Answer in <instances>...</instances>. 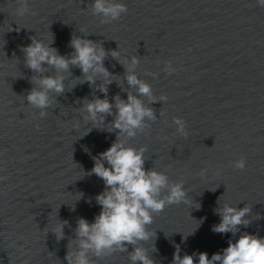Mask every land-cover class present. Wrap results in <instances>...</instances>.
I'll list each match as a JSON object with an SVG mask.
<instances>
[{"label": "water", "instance_id": "95a60500", "mask_svg": "<svg viewBox=\"0 0 264 264\" xmlns=\"http://www.w3.org/2000/svg\"><path fill=\"white\" fill-rule=\"evenodd\" d=\"M92 2L28 0L30 12L19 16L16 0H0V264H67L78 220L93 222L101 211L95 197L104 182L87 175L93 157L118 134L108 131L114 115L99 126L85 118L83 101L104 98L98 88L105 78L81 83L78 67L63 73L62 94H49L46 116L27 104L32 77L56 74L47 65L44 73L25 66L21 49L32 37L64 56L74 51L73 35L101 44L109 52L110 102L136 94L123 61L139 57L134 71L151 84L156 100L140 98L157 119L126 142L146 146L145 168L182 180L188 193L187 204L166 207L148 226L156 236L141 245L155 264H172L176 245L181 256L206 252L211 258L245 232L264 237V7L257 0H118L127 12L102 23ZM166 62L174 72L166 71ZM174 117L185 121L186 137L176 133ZM240 158L243 170L233 166ZM225 203L251 209L250 223L235 236L212 231L220 222L216 209ZM60 223L64 236L57 240L52 229ZM132 250L89 255L93 264H131Z\"/></svg>", "mask_w": 264, "mask_h": 264}, {"label": "clouds", "instance_id": "9594fccd", "mask_svg": "<svg viewBox=\"0 0 264 264\" xmlns=\"http://www.w3.org/2000/svg\"><path fill=\"white\" fill-rule=\"evenodd\" d=\"M257 4L264 7V0H257ZM16 5L17 15L23 16L30 12L28 0H16ZM91 10L94 15L102 17V23H109L119 20L128 9L126 4L118 0H93ZM80 31L83 32L84 29ZM70 46L74 51L64 56L51 47L50 42L46 43L43 39L32 37L31 43L21 49L25 54V66L34 73H44L48 68L56 73L32 77L34 87L26 96L27 104L39 109L40 117L46 116V109L52 105L49 94H62L65 91L63 73L68 72L70 66L78 67L83 77L81 83L95 85L97 76L105 78L104 83L98 88L104 94V98L94 96L91 100L84 99L82 111L87 113L85 118L99 126L104 123L106 116L114 115L108 131L116 130L118 134L108 149L93 157L94 166L87 173L95 174L104 182V190L95 197L101 211L93 222L84 218L78 220L75 229L77 247L73 250L70 242L65 260L67 264H93L92 256L100 258L115 251L125 252L128 251V245H131L133 246V250L129 252L131 264H155L147 249L141 245V242L156 236V233L148 230V226L153 223L154 214H160L166 207L187 204L188 193L182 180L171 182L164 172L155 168H145L146 146L137 148L126 142L125 138H134L138 132H144L149 127L146 122L157 119L156 111L145 106L140 98L148 97L150 101L155 102L152 86L136 75L134 69L140 63V59L132 56L123 63L127 84L129 88L136 90V94L129 91L127 99L116 95L110 102L107 85L112 83V73L104 66V60L109 52L101 44L76 35H73ZM110 55L117 58L119 53L117 50H111ZM165 68L168 73L175 71L171 62H166ZM159 100L166 101L167 97L161 96ZM173 124L176 126V133L185 137L188 135L186 123L182 118L174 117ZM233 166L243 170L246 167V160L244 158L235 160ZM205 174L206 169H201L200 175ZM165 191L166 194L162 195ZM250 211L247 205L237 208L225 203L216 209L220 222L213 225L212 231L221 234L232 233L235 236L239 226L247 227L250 223L246 219ZM63 227L64 224L60 223L52 229L57 240L64 236ZM155 250L153 244V251ZM180 253V246L176 245L172 264H197L194 257H198V264H264V237L245 232L235 242L229 239L228 247L222 250V254L215 253L211 258L206 252H194L183 256Z\"/></svg>", "mask_w": 264, "mask_h": 264}]
</instances>
